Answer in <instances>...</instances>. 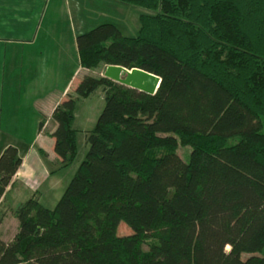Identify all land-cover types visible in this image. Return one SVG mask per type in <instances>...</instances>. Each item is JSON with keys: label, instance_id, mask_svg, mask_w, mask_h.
Here are the masks:
<instances>
[{"label": "trees", "instance_id": "obj_1", "mask_svg": "<svg viewBox=\"0 0 264 264\" xmlns=\"http://www.w3.org/2000/svg\"><path fill=\"white\" fill-rule=\"evenodd\" d=\"M114 1L155 13L134 37L109 22L78 35L81 66L140 68L160 86L148 95L87 74L57 105L66 168L77 100L105 96L62 196L18 206L0 264H264V0ZM21 164L17 147L1 153L0 199Z\"/></svg>", "mask_w": 264, "mask_h": 264}, {"label": "crops", "instance_id": "obj_2", "mask_svg": "<svg viewBox=\"0 0 264 264\" xmlns=\"http://www.w3.org/2000/svg\"><path fill=\"white\" fill-rule=\"evenodd\" d=\"M109 1L0 0V155L13 145L22 159L0 199V238L7 242L19 231L18 206L30 197L40 201L43 182L60 184L53 177L67 168L54 151L52 115L94 73L81 66L76 39L110 17L104 8Z\"/></svg>", "mask_w": 264, "mask_h": 264}, {"label": "rangeland", "instance_id": "obj_3", "mask_svg": "<svg viewBox=\"0 0 264 264\" xmlns=\"http://www.w3.org/2000/svg\"><path fill=\"white\" fill-rule=\"evenodd\" d=\"M109 3L110 5L104 6V8L108 16L110 17H102L98 19L99 21H96V23L89 25L90 28H93L101 23H114L126 36L134 37L138 34V30L140 28L139 15L142 13H155V11H150L141 7H136L119 2L109 1ZM105 68L106 66L94 69L93 75H100L97 72H101V70H103L104 74ZM104 106L105 96L102 89L97 90L88 98H79L77 100L74 127L78 130L79 153L73 164L68 166L64 172H61L60 175L58 174L57 176L53 177V180H57L58 182H60V184L55 186L54 183L51 182V178L43 182L44 184L40 186V201L44 206L53 208L56 205L57 201L62 196L73 175L77 171L80 163L84 160L86 151L88 149V144L86 143L85 139L86 134L94 127L99 115L104 109ZM26 134L28 135V133ZM25 137L27 138V136ZM21 150H25L24 145H21ZM191 150L192 148L189 145L182 144H179L177 149L178 153L185 161L189 160ZM43 158L44 163L50 165L45 156H43ZM63 175H67L65 181L62 178ZM61 178L63 182H61ZM130 233L131 230L124 223H121L119 234L128 235ZM227 250H229V247H227Z\"/></svg>", "mask_w": 264, "mask_h": 264}, {"label": "water", "instance_id": "obj_4", "mask_svg": "<svg viewBox=\"0 0 264 264\" xmlns=\"http://www.w3.org/2000/svg\"><path fill=\"white\" fill-rule=\"evenodd\" d=\"M103 76L148 95L156 94L161 83V77L158 75L140 68L128 69L121 65L106 66Z\"/></svg>", "mask_w": 264, "mask_h": 264}]
</instances>
